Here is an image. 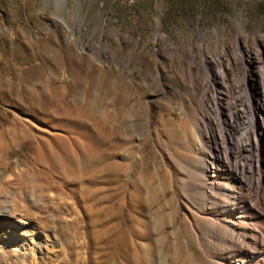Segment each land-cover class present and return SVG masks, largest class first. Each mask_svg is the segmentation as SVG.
Listing matches in <instances>:
<instances>
[{
    "label": "rangeland",
    "instance_id": "1",
    "mask_svg": "<svg viewBox=\"0 0 264 264\" xmlns=\"http://www.w3.org/2000/svg\"><path fill=\"white\" fill-rule=\"evenodd\" d=\"M262 125L264 0H0V264H264Z\"/></svg>",
    "mask_w": 264,
    "mask_h": 264
},
{
    "label": "bare ground",
    "instance_id": "2",
    "mask_svg": "<svg viewBox=\"0 0 264 264\" xmlns=\"http://www.w3.org/2000/svg\"><path fill=\"white\" fill-rule=\"evenodd\" d=\"M261 108V107H260ZM262 110V109H261ZM251 117H253V114H252V116ZM262 127H264V125H262ZM250 132L248 131V130H245L244 132H243V135L246 137V142L248 143L247 144V146L246 145H243V146H240V148H242V150H247V152H250V150H251V142H250ZM254 138V137H253ZM255 141V140H254ZM253 142V141H252ZM253 144H255V143H253ZM255 146V145H254ZM254 149H256V148H254ZM251 153V152H250Z\"/></svg>",
    "mask_w": 264,
    "mask_h": 264
}]
</instances>
